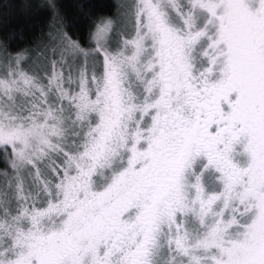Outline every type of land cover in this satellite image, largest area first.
I'll return each instance as SVG.
<instances>
[{
  "label": "snow or ice",
  "instance_id": "snow-or-ice-1",
  "mask_svg": "<svg viewBox=\"0 0 264 264\" xmlns=\"http://www.w3.org/2000/svg\"><path fill=\"white\" fill-rule=\"evenodd\" d=\"M0 264H264V0H0Z\"/></svg>",
  "mask_w": 264,
  "mask_h": 264
}]
</instances>
